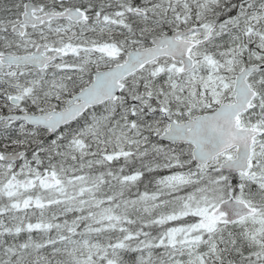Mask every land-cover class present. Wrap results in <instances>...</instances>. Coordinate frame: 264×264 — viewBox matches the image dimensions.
I'll use <instances>...</instances> for the list:
<instances>
[{"label": "snow or ice", "instance_id": "snow-or-ice-1", "mask_svg": "<svg viewBox=\"0 0 264 264\" xmlns=\"http://www.w3.org/2000/svg\"><path fill=\"white\" fill-rule=\"evenodd\" d=\"M0 264H264V0H0Z\"/></svg>", "mask_w": 264, "mask_h": 264}]
</instances>
